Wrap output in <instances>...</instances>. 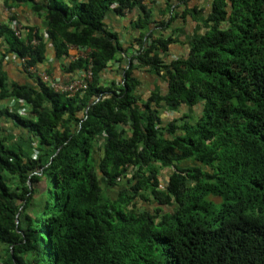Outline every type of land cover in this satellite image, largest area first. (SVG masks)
I'll return each mask as SVG.
<instances>
[{"label": "trees", "instance_id": "obj_1", "mask_svg": "<svg viewBox=\"0 0 264 264\" xmlns=\"http://www.w3.org/2000/svg\"><path fill=\"white\" fill-rule=\"evenodd\" d=\"M12 1L42 12L56 55L88 48L68 70L90 64L92 78L73 96L39 80L8 83L0 54V99L28 107L0 114L35 136L38 151L0 136V264H264V0H207L204 32L176 58L167 57L174 39L166 31L176 16L202 9L189 0L181 10L166 0L169 17L160 21L144 0ZM110 9L137 10L139 34L120 82L105 86L103 71L124 51L104 27ZM0 36L6 53L44 59L37 31L35 45L6 24ZM136 67L164 76L167 90L142 99ZM198 103L195 121L161 125L162 111Z\"/></svg>", "mask_w": 264, "mask_h": 264}, {"label": "crops", "instance_id": "obj_2", "mask_svg": "<svg viewBox=\"0 0 264 264\" xmlns=\"http://www.w3.org/2000/svg\"><path fill=\"white\" fill-rule=\"evenodd\" d=\"M174 4H179L181 8L183 5L180 0H173ZM144 3L150 8L152 12L153 21H160L169 17L166 11V0H144ZM189 8L194 5L197 6L198 11H191V13L176 16L170 23L166 34L172 32L173 42L169 46L168 58H176L187 53L192 39L204 32L207 21V0H189L187 2ZM138 14L137 10L125 11L122 15L110 9L104 17V27L117 33L118 39L123 46L124 51L120 53L121 61L113 60L109 62L107 68L102 73L101 83L105 86L113 85L121 80V71L119 65L130 57L136 48L133 44L134 38L139 34V30L134 26V20ZM11 15L21 22L24 28L32 31H37L38 34L45 38V54L42 62L35 64L39 69L47 70L51 75L60 79L61 81L70 80L78 76L81 70H68L71 56H84L89 49L69 46L67 54L56 55L52 41L46 39V21L42 12H35L32 10L29 3L23 1L15 2L12 0H0V24L8 25ZM154 26V24H152ZM151 26L149 25V29ZM28 33V32H27ZM156 33H158L156 31ZM28 34H24L27 37ZM7 45L0 36V54L4 53L2 60L3 69L6 72L8 83L16 82L20 84H27L29 86L37 87L36 74L26 72L19 66L17 59L12 52H7ZM134 75L138 78L139 84L136 87L138 96L142 99L146 98L152 91L165 92L168 88V83L164 76H160L152 71L146 70L142 67L134 69ZM0 99V109L7 108L12 100ZM18 102L14 103L13 109L18 108ZM202 112L201 103L193 107L181 105L176 110H164L161 112L162 124L167 123L173 119L195 121ZM179 120V121H181ZM0 136H5L7 142L12 147H19L22 150L31 154H37L35 149L37 139L31 135L25 128L14 122L9 116L0 114ZM34 148V149H33ZM170 169L164 168L162 170L161 180L164 181Z\"/></svg>", "mask_w": 264, "mask_h": 264}, {"label": "built area", "instance_id": "obj_3", "mask_svg": "<svg viewBox=\"0 0 264 264\" xmlns=\"http://www.w3.org/2000/svg\"><path fill=\"white\" fill-rule=\"evenodd\" d=\"M8 27L11 29L13 34L16 37H19L21 39H24L26 42L30 43L31 45H35L38 43V38L35 36V31H32V37L28 41L27 37L24 36V34L29 33V28L25 29L24 26L19 22L16 18H9L8 21ZM28 32V33H27ZM14 57L17 59L19 66L24 69L26 72L36 74V77L38 80L45 85H47L50 89L56 92L64 93L67 96H73L79 91H82L86 89L89 81L92 78V71H91V65L89 64L87 68L81 69V72L78 76L67 80V81H61L60 79L54 77L51 75L47 70L45 69H39L35 64H29L28 63V56H19L16 53H13ZM86 55V54H85ZM84 55V56H85ZM79 57L77 56H71V60ZM18 102L20 105L18 108L13 109L14 103ZM9 105L11 106L8 110L9 111H15L19 114H25L27 111V103L25 100L21 98H12Z\"/></svg>", "mask_w": 264, "mask_h": 264}, {"label": "rangeland", "instance_id": "obj_4", "mask_svg": "<svg viewBox=\"0 0 264 264\" xmlns=\"http://www.w3.org/2000/svg\"><path fill=\"white\" fill-rule=\"evenodd\" d=\"M191 162H189V164H190ZM120 181V180H119ZM126 182V181H125ZM124 181H121L120 182V184H124L125 183ZM102 185H103V188H104V191H105V194L106 195H109V196H111V197H116L117 196V193H116V191L118 190V189H116V188H113V187H108V186H106V185H104V183H102ZM118 188L120 187H122V186H117ZM42 193H43V187H42V185H40L39 183H38V186H37V193H36V197H39V198H41V195H42ZM217 199V198H216ZM137 204L138 205H142L141 207H146L147 209H153V207H154V205H153V203L151 202V201H148V203L145 201V203H143V201L142 200H138L137 201ZM139 206V207H140ZM164 209H169V207H164Z\"/></svg>", "mask_w": 264, "mask_h": 264}]
</instances>
